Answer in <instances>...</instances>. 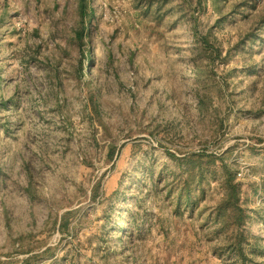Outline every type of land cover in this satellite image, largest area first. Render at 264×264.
Masks as SVG:
<instances>
[{
    "label": "rangeland",
    "instance_id": "1",
    "mask_svg": "<svg viewBox=\"0 0 264 264\" xmlns=\"http://www.w3.org/2000/svg\"><path fill=\"white\" fill-rule=\"evenodd\" d=\"M91 5L0 0V264H264V0Z\"/></svg>",
    "mask_w": 264,
    "mask_h": 264
},
{
    "label": "trees",
    "instance_id": "2",
    "mask_svg": "<svg viewBox=\"0 0 264 264\" xmlns=\"http://www.w3.org/2000/svg\"><path fill=\"white\" fill-rule=\"evenodd\" d=\"M94 13V8L91 5V0H75V21L69 27L70 30L67 31L68 36L66 39V45L73 46L76 52L80 57H83L85 64L86 61L91 60V54L86 51L85 44L90 30L89 17ZM195 35V34H194ZM94 99V96H91V101ZM209 155L198 154L197 159H206L209 160ZM198 165V163H197ZM202 163L199 162L198 171L199 177H201ZM206 167H209L207 163ZM196 167H187L185 170V178L180 187H178L177 192V202L181 200L185 203L191 205L195 201V196H193V190L191 189L190 182H192L195 177ZM222 194L212 206L209 215L215 223H219L221 227L231 226H240L246 219V211L242 206L240 201L241 197V186L240 183L235 181L234 175L230 171H226L223 181L221 183ZM202 192V189L200 190ZM184 195V196H183ZM208 215V216H209Z\"/></svg>",
    "mask_w": 264,
    "mask_h": 264
}]
</instances>
